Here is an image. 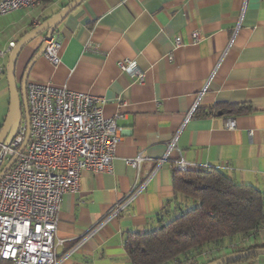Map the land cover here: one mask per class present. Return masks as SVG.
I'll list each match as a JSON object with an SVG mask.
<instances>
[{"label":"crops","instance_id":"crops-1","mask_svg":"<svg viewBox=\"0 0 264 264\" xmlns=\"http://www.w3.org/2000/svg\"><path fill=\"white\" fill-rule=\"evenodd\" d=\"M73 1L43 0L0 16V51ZM198 32L204 41L195 45ZM54 36L61 42L60 63L42 56L27 85L97 97L106 119L123 114L118 125L124 129L112 172H83L79 189L62 198L59 264H131L126 238L152 230L173 210L172 165L181 158L190 171L219 170L264 194V0H87ZM176 37L184 47L176 48ZM43 40L22 52L19 81ZM8 59L0 58V95L9 111ZM124 60L137 63L143 84L120 72L117 64ZM217 106L249 112H210ZM172 142L170 160L158 167ZM138 156L144 159L139 169L126 165ZM128 198L130 205L111 218ZM256 240L228 247L203 264L264 245ZM239 264H264V256Z\"/></svg>","mask_w":264,"mask_h":264},{"label":"built area","instance_id":"built-area-1","mask_svg":"<svg viewBox=\"0 0 264 264\" xmlns=\"http://www.w3.org/2000/svg\"><path fill=\"white\" fill-rule=\"evenodd\" d=\"M42 1L1 0L0 16L34 8ZM203 41L201 33L193 35V44ZM43 43L47 44L43 57L58 65L61 42L53 36ZM16 45L9 43L0 51V58H9ZM175 46H185L181 37L175 38ZM117 67L140 84L144 83L145 75L136 62L120 61ZM26 93L29 141L20 153L28 133V124L23 120L11 145L3 144L0 149V173L16 158L0 179V264H59L56 250L62 245L57 240L62 198L79 189L83 172H112L116 150L124 135V129L118 125L123 114L106 119L101 99L66 88L32 83L27 85ZM174 147L172 142L158 167L170 160L169 153ZM142 162V156L125 161L136 170ZM173 163V169L189 170L183 158ZM131 201L128 198L118 204L110 217L121 214Z\"/></svg>","mask_w":264,"mask_h":264},{"label":"trees","instance_id":"trees-1","mask_svg":"<svg viewBox=\"0 0 264 264\" xmlns=\"http://www.w3.org/2000/svg\"><path fill=\"white\" fill-rule=\"evenodd\" d=\"M218 109H229L235 115L249 112L244 106H217L210 112ZM173 186L177 201L173 210L166 211L152 230L127 236L131 264H196L199 257L212 258L234 245L235 237L240 236L237 245L264 228V194L235 183L219 170L174 169Z\"/></svg>","mask_w":264,"mask_h":264},{"label":"water","instance_id":"water-1","mask_svg":"<svg viewBox=\"0 0 264 264\" xmlns=\"http://www.w3.org/2000/svg\"><path fill=\"white\" fill-rule=\"evenodd\" d=\"M87 0H74L67 7L62 9L58 14L53 16L52 18L44 21L38 27L33 29L31 32L26 34L22 39H20L13 50L12 54L8 59V65L6 69L7 83L10 94V106L5 122L0 131V149L4 144L6 147H9L16 136L18 129L23 120H25L28 124V133L26 136L25 143L20 150V153L25 149L29 137H30V127H29V107L27 101V82L30 70L34 63L40 59L47 48V44L43 43L41 50L33 58L28 64L23 78L21 81L16 76V67L20 56L24 49L31 44L33 41L40 37H44L46 41H50L56 30L59 26L66 20V18L71 15L76 9L82 6ZM16 158H14L0 173V179L8 172V170L14 164ZM264 256V248L263 249H250L244 252L233 253L217 260H214L208 264H232L237 261H241L248 258L253 257H261Z\"/></svg>","mask_w":264,"mask_h":264},{"label":"rangeland","instance_id":"rangeland-1","mask_svg":"<svg viewBox=\"0 0 264 264\" xmlns=\"http://www.w3.org/2000/svg\"><path fill=\"white\" fill-rule=\"evenodd\" d=\"M25 51V50H24ZM23 54V53H22ZM21 58H22V55L20 56V59L19 60H21ZM18 64H19V61H18ZM17 64V67H16V76H20L21 75V69L19 68V65ZM17 77V78H18ZM4 81L5 82H7V76L5 75L4 76ZM8 99V98H7ZM6 102H7V100L6 99H4V97L2 96V95H0V130H1V127H2V125H3V122H4V120L6 119V117H7V113H8V108H7V105H6ZM253 239H257L258 240V242H261L262 244H264V228L257 234V236H255V237H252ZM252 238L251 237H247V238H245L243 241H242V244H244V243H246L247 241H250V240H252ZM239 239H240V236H238V237H235L234 239H233V241H235V242H239ZM256 240V241H257ZM235 242H231V244H234V245H236V243ZM234 245H232V246H234ZM231 246V247H232ZM208 260V258L206 257V256H202V257H199L198 258V261H197V263L196 264H203V263H205L206 261Z\"/></svg>","mask_w":264,"mask_h":264},{"label":"bare ground","instance_id":"bare-ground-1","mask_svg":"<svg viewBox=\"0 0 264 264\" xmlns=\"http://www.w3.org/2000/svg\"><path fill=\"white\" fill-rule=\"evenodd\" d=\"M145 82V81H144Z\"/></svg>","mask_w":264,"mask_h":264}]
</instances>
